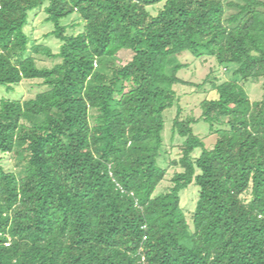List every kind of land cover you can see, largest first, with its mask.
I'll return each instance as SVG.
<instances>
[{
	"label": "trees",
	"instance_id": "obj_1",
	"mask_svg": "<svg viewBox=\"0 0 264 264\" xmlns=\"http://www.w3.org/2000/svg\"><path fill=\"white\" fill-rule=\"evenodd\" d=\"M41 10L56 54L26 32ZM73 15L82 25L64 24ZM185 53L234 66L232 79L186 83ZM26 80L46 90L0 102V154L18 160L8 171L0 159V264H264V100L245 89L264 90V0H0V88ZM207 83L201 117H183L175 86Z\"/></svg>",
	"mask_w": 264,
	"mask_h": 264
},
{
	"label": "rangeland",
	"instance_id": "obj_2",
	"mask_svg": "<svg viewBox=\"0 0 264 264\" xmlns=\"http://www.w3.org/2000/svg\"><path fill=\"white\" fill-rule=\"evenodd\" d=\"M227 1H241V0H227ZM162 7L159 5L155 8L150 9L153 14H157L158 10ZM234 11L229 10L228 16L231 15ZM31 20L30 24L26 29L27 34L29 35L32 42L38 45H45L49 47L53 54L58 53L59 42L55 38H47L46 35L53 31L54 26L45 21L46 15L43 10L39 11L35 15L32 13L30 15ZM66 25L76 26L82 25L81 20L78 15H73L67 20L64 21ZM78 30V27L75 29ZM134 56V53L130 50H123L119 52L118 58L121 60L122 65L128 64ZM37 64L39 67H48L51 68L57 61L53 58H49L43 55H35ZM181 63L187 64L188 67L183 69L179 73V78L185 81L186 83L200 85L206 80L209 74H212V78H216L218 82H224L232 79L233 72L235 70L234 66H231L228 70L220 66L217 61L213 58L199 59L194 57L191 53H185L179 57ZM246 91L249 93V96L253 102H258L264 100V90L262 84L258 83H247L245 85ZM46 90V87L42 85L41 80H26L23 81L19 86L15 88L13 93H7L5 89L0 88V102L2 99H11L26 101L32 98H35L39 93H42ZM175 91L179 96L178 104L183 109V117L186 116H195L200 118L202 111L200 108L201 102L206 97H214L215 93L212 91V84L207 83L202 89L196 88L191 85L178 84L175 86ZM178 106L176 105L173 109H169L165 113V145L167 152H170V146L173 144L172 136V126L173 119L176 116ZM195 134L201 136L208 147H212L216 141V135L209 133V127L202 123L196 124L193 126ZM176 145H181L184 142V138L176 136L175 139ZM179 153L178 148L172 149L171 157L176 158ZM200 151H197L195 155H199ZM0 159L8 171H18V160L13 154H0ZM168 175L166 179L159 185L155 196L163 193L166 188L170 186V179L174 175L176 169H168ZM182 206L188 211H194L197 200L199 197V188L193 184L188 189L182 192ZM249 198V196H245ZM190 214H188V218Z\"/></svg>",
	"mask_w": 264,
	"mask_h": 264
}]
</instances>
